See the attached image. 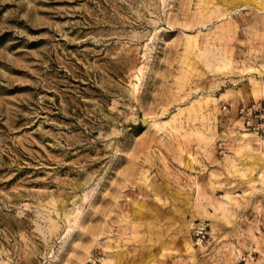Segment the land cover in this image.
<instances>
[{
    "label": "rangeland",
    "instance_id": "obj_1",
    "mask_svg": "<svg viewBox=\"0 0 264 264\" xmlns=\"http://www.w3.org/2000/svg\"><path fill=\"white\" fill-rule=\"evenodd\" d=\"M253 101L264 0H0V264H264Z\"/></svg>",
    "mask_w": 264,
    "mask_h": 264
},
{
    "label": "built area",
    "instance_id": "obj_2",
    "mask_svg": "<svg viewBox=\"0 0 264 264\" xmlns=\"http://www.w3.org/2000/svg\"><path fill=\"white\" fill-rule=\"evenodd\" d=\"M228 110V105H224ZM237 114L244 127L264 134V103L253 101L249 104H242L237 108Z\"/></svg>",
    "mask_w": 264,
    "mask_h": 264
}]
</instances>
